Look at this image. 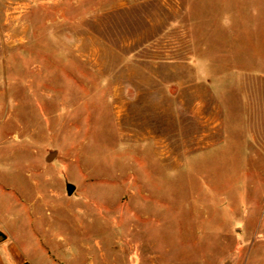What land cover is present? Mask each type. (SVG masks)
I'll list each match as a JSON object with an SVG mask.
<instances>
[{
    "label": "rangeland",
    "instance_id": "obj_1",
    "mask_svg": "<svg viewBox=\"0 0 264 264\" xmlns=\"http://www.w3.org/2000/svg\"><path fill=\"white\" fill-rule=\"evenodd\" d=\"M0 234V264H264V0H0Z\"/></svg>",
    "mask_w": 264,
    "mask_h": 264
},
{
    "label": "water",
    "instance_id": "obj_2",
    "mask_svg": "<svg viewBox=\"0 0 264 264\" xmlns=\"http://www.w3.org/2000/svg\"><path fill=\"white\" fill-rule=\"evenodd\" d=\"M55 156V154H50V156L47 158V161H51L52 158ZM72 191H73V187L72 186H68V189H67V193L68 195H71L72 194ZM5 241V236H3L2 234H0V243Z\"/></svg>",
    "mask_w": 264,
    "mask_h": 264
},
{
    "label": "bare ground",
    "instance_id": "obj_3",
    "mask_svg": "<svg viewBox=\"0 0 264 264\" xmlns=\"http://www.w3.org/2000/svg\"><path fill=\"white\" fill-rule=\"evenodd\" d=\"M41 197V196H40ZM84 234V233H83Z\"/></svg>",
    "mask_w": 264,
    "mask_h": 264
},
{
    "label": "crops",
    "instance_id": "obj_4",
    "mask_svg": "<svg viewBox=\"0 0 264 264\" xmlns=\"http://www.w3.org/2000/svg\"><path fill=\"white\" fill-rule=\"evenodd\" d=\"M6 241V240H5Z\"/></svg>",
    "mask_w": 264,
    "mask_h": 264
}]
</instances>
